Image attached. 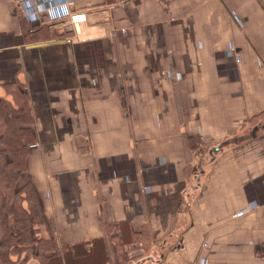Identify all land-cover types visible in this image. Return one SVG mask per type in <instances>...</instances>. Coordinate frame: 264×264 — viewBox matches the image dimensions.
<instances>
[{"label": "crops", "instance_id": "obj_1", "mask_svg": "<svg viewBox=\"0 0 264 264\" xmlns=\"http://www.w3.org/2000/svg\"><path fill=\"white\" fill-rule=\"evenodd\" d=\"M17 87L16 185L60 249L264 264V0H0V99Z\"/></svg>", "mask_w": 264, "mask_h": 264}, {"label": "trees", "instance_id": "obj_2", "mask_svg": "<svg viewBox=\"0 0 264 264\" xmlns=\"http://www.w3.org/2000/svg\"><path fill=\"white\" fill-rule=\"evenodd\" d=\"M17 89L10 90L13 101L0 99V264H27L30 259L38 264H58L61 252L66 264H102L104 253L99 241L94 242L96 258L91 261L88 253L93 248L87 250L84 245L76 244L62 250L53 236L42 234L45 219L34 191L16 185L24 170L27 148L33 140L26 97L21 89ZM258 119L252 118L250 124H255ZM184 143L188 150L196 147L191 137H186ZM117 251L120 255L121 251Z\"/></svg>", "mask_w": 264, "mask_h": 264}, {"label": "built area", "instance_id": "obj_3", "mask_svg": "<svg viewBox=\"0 0 264 264\" xmlns=\"http://www.w3.org/2000/svg\"><path fill=\"white\" fill-rule=\"evenodd\" d=\"M85 20V13L84 12H73L70 13L68 21L71 24H75L77 22L80 21H84Z\"/></svg>", "mask_w": 264, "mask_h": 264}, {"label": "rangeland", "instance_id": "obj_4", "mask_svg": "<svg viewBox=\"0 0 264 264\" xmlns=\"http://www.w3.org/2000/svg\"><path fill=\"white\" fill-rule=\"evenodd\" d=\"M90 257H92L91 253H90V255H89V258H90ZM89 263H90V262H86V264H89Z\"/></svg>", "mask_w": 264, "mask_h": 264}, {"label": "water", "instance_id": "obj_5", "mask_svg": "<svg viewBox=\"0 0 264 264\" xmlns=\"http://www.w3.org/2000/svg\"><path fill=\"white\" fill-rule=\"evenodd\" d=\"M19 2H21V1H24V0H18Z\"/></svg>", "mask_w": 264, "mask_h": 264}]
</instances>
